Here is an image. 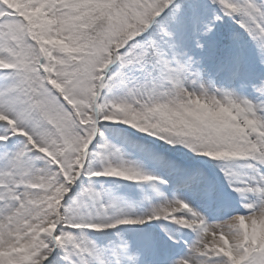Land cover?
I'll list each match as a JSON object with an SVG mask.
<instances>
[{
  "label": "snow or ice",
  "instance_id": "obj_1",
  "mask_svg": "<svg viewBox=\"0 0 264 264\" xmlns=\"http://www.w3.org/2000/svg\"><path fill=\"white\" fill-rule=\"evenodd\" d=\"M0 264H264V0H0Z\"/></svg>",
  "mask_w": 264,
  "mask_h": 264
}]
</instances>
